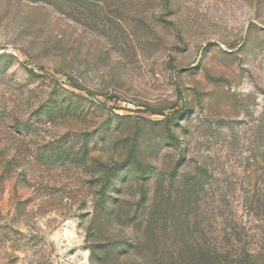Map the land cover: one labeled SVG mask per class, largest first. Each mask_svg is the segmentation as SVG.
Wrapping results in <instances>:
<instances>
[{"label":"rangeland","instance_id":"374dc122","mask_svg":"<svg viewBox=\"0 0 264 264\" xmlns=\"http://www.w3.org/2000/svg\"><path fill=\"white\" fill-rule=\"evenodd\" d=\"M0 264H264V0H0Z\"/></svg>","mask_w":264,"mask_h":264},{"label":"trees","instance_id":"16d2710c","mask_svg":"<svg viewBox=\"0 0 264 264\" xmlns=\"http://www.w3.org/2000/svg\"><path fill=\"white\" fill-rule=\"evenodd\" d=\"M88 94H93V93H90V92L88 91Z\"/></svg>","mask_w":264,"mask_h":264}]
</instances>
